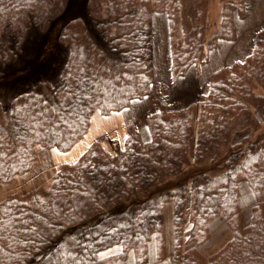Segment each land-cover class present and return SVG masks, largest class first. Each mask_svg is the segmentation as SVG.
<instances>
[{"label": "trees", "instance_id": "16d2710c", "mask_svg": "<svg viewBox=\"0 0 264 264\" xmlns=\"http://www.w3.org/2000/svg\"><path fill=\"white\" fill-rule=\"evenodd\" d=\"M219 1L221 20L208 36L209 0H192L193 10L190 0H87L90 18L109 49L120 53V61L106 58L81 20L62 26L58 41L68 56L61 87L39 86L12 100L9 110L0 104V183L10 184L31 171L38 162L37 147L64 153L88 133L95 109L83 124L69 121L75 124L74 134L63 122L55 129L60 135L51 138L47 131L57 114L46 109L67 107L69 82L73 87L81 77L99 82L97 91L110 94L106 99L111 102V107L101 108L102 116L149 94L155 81L153 15L167 19L173 83L203 63L220 41L235 40L247 0ZM68 3L0 0V78L17 61L32 30L47 32ZM257 110H264V25L255 34L250 55L215 72L198 101L180 110L162 104L148 115L146 139L129 125L121 147L107 150L93 143L77 162L59 166L49 186L2 200L0 264H72L64 258L69 252L91 255L82 249L84 244L105 251L121 241L126 243L122 255L88 264H128L130 251L134 264H148L151 240L155 259L163 260L167 202L173 205L175 262L264 264V139H253L259 127ZM201 159L223 165L224 171L211 175L200 170L188 182L189 169ZM241 182L256 193L245 224ZM217 219L224 221L232 238L206 256L198 247L210 239Z\"/></svg>", "mask_w": 264, "mask_h": 264}, {"label": "rangeland", "instance_id": "374dc122", "mask_svg": "<svg viewBox=\"0 0 264 264\" xmlns=\"http://www.w3.org/2000/svg\"><path fill=\"white\" fill-rule=\"evenodd\" d=\"M221 2L219 0H209L207 15V35L210 36L218 27L221 20ZM190 7L193 10V2L190 0ZM194 16V13H192ZM161 18V16H157ZM194 18V17H193ZM79 19L83 22L86 30L90 33L93 43L103 52L106 58L120 61V53L109 49L104 39L98 32L96 24L90 18L87 11V0H69L63 14L53 21L47 32L41 33L32 30L30 37L22 47L21 53L15 63L5 67L0 78V104L5 110H9L12 100L25 94L39 86L47 84L53 89L61 87V75L68 56V50L58 41L60 30L64 24L71 20ZM164 32V31H163ZM199 100V99H198ZM196 100V101H198ZM195 101V102H196ZM194 103V102H193ZM255 116L259 122L258 131L253 135V139H264V110H257ZM116 126V125H115ZM111 136L116 141H122L123 131L120 133L112 131ZM107 150L115 147L113 141L103 146ZM120 147V146H119ZM63 153L57 155L62 156ZM38 162L36 166L24 175L14 178L10 184L0 183V202L7 196L14 193H27L38 186H49L55 172L53 166L54 158L51 150H44L37 147ZM221 159V157H220ZM223 163L222 160H220ZM205 170L211 175H216L224 171L223 165L203 162L200 160L198 166L189 169L190 182L198 174V171ZM240 203L243 209V223H247L251 207L256 203L249 186L246 182L240 183ZM173 205L172 202L165 204V236H166V257L163 260L155 259V246L153 240L148 245V264H179L172 257L174 255L175 240L173 230ZM211 236L202 246L198 247L206 256L213 254L232 238L231 232L225 227L222 219H217L211 225ZM214 226V227H213ZM128 264H134V254H128Z\"/></svg>", "mask_w": 264, "mask_h": 264}, {"label": "crops", "instance_id": "0c3cea01", "mask_svg": "<svg viewBox=\"0 0 264 264\" xmlns=\"http://www.w3.org/2000/svg\"><path fill=\"white\" fill-rule=\"evenodd\" d=\"M157 16H161L158 18ZM154 43L153 63L155 81L150 92L144 98L134 100L122 110L104 116L96 114L91 119L88 133L69 151L54 154L53 166L57 170L63 164H73L93 143L122 146L126 137V127L134 125L144 139L147 138L146 117L156 112L164 104L170 110H180L198 100L206 93L210 77L222 68L235 62L243 61L252 52L255 34L264 25V0H247L246 17L237 22V38L233 41H220L218 47L207 53V59L197 66H192L177 82L171 81L169 59V37L167 19L164 15H153ZM164 31V32H163ZM119 113V114H117ZM92 121H96L93 123ZM116 125V126H115ZM123 131L122 141L111 136ZM66 153V154H65Z\"/></svg>", "mask_w": 264, "mask_h": 264}, {"label": "snow or ice", "instance_id": "6c2138e0", "mask_svg": "<svg viewBox=\"0 0 264 264\" xmlns=\"http://www.w3.org/2000/svg\"><path fill=\"white\" fill-rule=\"evenodd\" d=\"M69 79L71 80V78ZM98 83V81L86 80L85 78L81 77L77 80L75 87L72 86L71 82L65 85L66 93L64 96V103L67 104V107L65 108L64 104H54L50 109H46V111L57 114V120L55 122L49 121L51 127H49L47 131L51 133V138L60 135V133L55 129L59 128L61 122L67 124V131L74 134L76 132L75 124L70 123L69 121L74 120L75 122L83 124L92 109H95L96 115L99 116L102 107H111V102L106 99V95L110 94L98 92ZM102 99L103 104H101ZM125 111H127V109H125ZM104 118L106 119L107 115H105ZM92 122L96 123V121ZM40 127H44L43 122L40 123ZM40 135L41 134L39 131H35L36 138H40ZM65 139L67 140L68 137H65ZM29 143H31V141H29ZM51 151L54 154H59L57 148H52ZM83 154L84 153H80V155ZM73 163H75V161H73ZM244 164L246 166L247 161H245ZM54 183H58V181H54ZM253 195L255 196L256 193H253ZM41 203H43V201H41ZM16 220L17 222H20V217H16ZM29 230L31 231V229ZM137 239H142V237L137 234ZM76 243L80 245V241H77ZM101 243H103V241H101ZM125 247L126 243L121 241L115 247H108L105 251H99L93 248L92 243L89 242L82 245L83 250L91 251V255L89 257L77 256L69 252L64 258L71 261L72 264H88V261L94 260L96 258H99L100 260H106L117 254L122 255Z\"/></svg>", "mask_w": 264, "mask_h": 264}]
</instances>
